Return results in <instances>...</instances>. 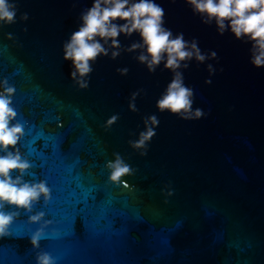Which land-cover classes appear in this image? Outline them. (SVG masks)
<instances>
[{"label": "water", "instance_id": "water-1", "mask_svg": "<svg viewBox=\"0 0 264 264\" xmlns=\"http://www.w3.org/2000/svg\"><path fill=\"white\" fill-rule=\"evenodd\" d=\"M157 2L174 33L196 37L202 52H216V59L192 60L181 69L194 89L193 108L205 113L199 119L157 110L171 73L163 65L149 73L137 60L141 49L125 50L139 41L136 34L120 35V55L112 59L110 49L98 57L88 86L75 85L62 45L91 0H14L15 23L0 26V81L14 87L16 119L24 125L19 147L31 167L23 179L46 182L51 197L45 202L41 196L31 210L5 205L2 211L15 215L11 233L0 243V264H36L40 252L56 264L61 256L75 255L59 245L73 212V198L57 183L60 175L68 181L79 176L85 184L103 182L105 191L127 195L129 210L143 217L131 233L139 241L132 257L136 264H264V68L249 63V44L230 32L218 35L184 0ZM25 12L28 19L22 20ZM124 68L127 74L120 75L117 69ZM133 92L136 111L129 109ZM152 114L159 124L142 155L129 142ZM113 115L116 121L106 125ZM41 133L53 138L47 148L43 138L31 144ZM29 146L55 154L56 169L34 167ZM115 153L133 169L121 178L126 187L108 181L105 165ZM37 214L40 219L32 221ZM98 215L93 213L94 228ZM38 230L43 235L34 247L30 240ZM76 230H81L79 218ZM164 237L170 244H162V252L148 247Z\"/></svg>", "mask_w": 264, "mask_h": 264}, {"label": "clouds", "instance_id": "clouds-1", "mask_svg": "<svg viewBox=\"0 0 264 264\" xmlns=\"http://www.w3.org/2000/svg\"><path fill=\"white\" fill-rule=\"evenodd\" d=\"M184 3L202 24L214 25L218 35L230 32L236 40L249 44V63L254 68H264V0H184ZM16 15L14 0H0V26L15 23ZM20 18L27 20L28 14L22 13ZM78 21L77 28L62 45L63 59L70 64L69 78L78 88L88 86L92 65L98 57L109 55L110 49L112 59L120 55V35L130 37L136 34L139 41L131 43L125 50L141 49L137 60L149 73L161 65L163 70L171 73V79L156 99L157 110L167 111L181 119H199L205 115L201 108H193L194 89L185 84L181 69H186L192 60L203 63L206 59H216V52H202L196 37L185 39L183 32L174 33L167 27L165 9L157 0H91V5L80 12ZM207 68L210 74L214 71L211 64ZM117 71L120 75L127 74L126 68ZM205 83L210 84L211 79H206ZM14 92V87L6 80L0 81V236L7 234L15 215L2 211L5 205L31 210L41 196L45 202L51 197L46 182L23 179L31 164L19 147L24 125L16 119ZM137 95V92L131 94V111L137 110ZM117 118L116 115L109 117L106 125L110 126ZM144 123L145 128L138 138L129 142L132 148L142 149V155L147 153L159 120L152 114L145 118ZM105 167L108 181L114 184L120 183L123 176L133 171L119 153H115ZM41 215H33L30 219L37 221ZM42 235V230H38L30 243L38 247ZM36 264H56V261L49 253L40 252L36 256Z\"/></svg>", "mask_w": 264, "mask_h": 264}, {"label": "snow or ice", "instance_id": "snow-or-ice-1", "mask_svg": "<svg viewBox=\"0 0 264 264\" xmlns=\"http://www.w3.org/2000/svg\"><path fill=\"white\" fill-rule=\"evenodd\" d=\"M3 66L0 58V68ZM62 127V123L59 125ZM47 141L52 137H43V134L34 136L31 144L39 139ZM54 147H59L54 145ZM95 148V145H93ZM29 154L33 157L34 167H39L51 173L57 165L55 154L51 157L44 151H37L29 146ZM57 183L62 191L73 198V212L71 214V226L64 233L59 245L73 249L75 255L71 257L61 256L60 264H136L132 259L137 251V238L131 235L132 228L140 222L143 217L137 212L129 210L127 195L111 194L105 191L103 182L94 180L85 184L79 176H74L71 181L66 180L63 175L58 176ZM122 186H127L126 181H121ZM87 210V211H85ZM93 213H98L93 227ZM79 218L81 230L77 233L76 222ZM9 234L10 230H7ZM4 236H0L2 243ZM169 245L167 237L156 241H149L148 247L155 252H162L161 245Z\"/></svg>", "mask_w": 264, "mask_h": 264}]
</instances>
